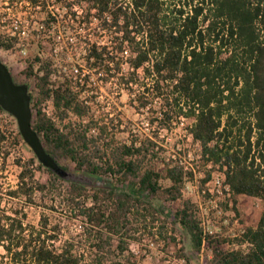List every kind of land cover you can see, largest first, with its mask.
<instances>
[{"label":"trees","instance_id":"16d2710c","mask_svg":"<svg viewBox=\"0 0 264 264\" xmlns=\"http://www.w3.org/2000/svg\"><path fill=\"white\" fill-rule=\"evenodd\" d=\"M72 3L83 7L88 29L97 21L108 39L61 38L55 55L36 38L38 48L24 57L21 73L33 80L32 128L46 153L63 169L72 166L102 185L66 181L36 156L17 161V184L5 194L12 203L0 204V264H136L131 244H141L144 232L163 233L155 223L166 220L155 201H179L169 214L193 248L205 240L213 264H264V0ZM20 41L0 36V48L20 52ZM123 58L129 69L119 74ZM72 63L101 72L105 81L116 78L133 91L137 109L159 100L162 128L176 118L190 120L188 132L211 165L202 183L217 169L232 208L238 195L261 201L256 225L235 237L237 247L226 246L219 233L203 235L195 203L182 195L191 170L171 158L158 167L160 145L149 135L115 140L95 115L93 90L88 101L82 98L89 73H72ZM48 100L54 117L43 110ZM11 136L16 144L25 142L18 129ZM6 140L0 128V150ZM42 170L44 180L36 176ZM27 205L43 207L37 225L27 221Z\"/></svg>","mask_w":264,"mask_h":264},{"label":"rangeland","instance_id":"374dc122","mask_svg":"<svg viewBox=\"0 0 264 264\" xmlns=\"http://www.w3.org/2000/svg\"><path fill=\"white\" fill-rule=\"evenodd\" d=\"M82 9L83 7H78L79 11ZM81 15L84 16V12ZM64 24L74 26L77 33L70 34L71 36L81 38L89 36L91 39L99 41L108 39L107 34L97 29V21H93L89 29L88 24H83V17L73 22H64ZM45 40L49 41L48 38ZM18 45L22 47L20 52L0 48V60L6 64L16 82L26 83L29 92H33V80L25 78L21 71L26 65L24 57L37 50L38 41L36 38L25 39V48L21 42ZM43 45H45L43 50L48 52L51 44L45 41ZM118 56L121 59L119 54ZM122 62L119 74L129 69L124 58ZM85 69L88 70V66H85ZM88 73L90 79L87 88L82 93V98L88 101V89L93 90L95 99L91 103L95 115L97 118L103 119V122L108 123L109 133L115 137L116 141L120 142L126 141L133 134L149 135L160 145L158 151L161 157L156 161L158 167L164 165L163 158L166 160L171 158L174 161L178 160L187 170H191L193 178L185 183L182 195L183 198L190 199L195 203L203 235L219 233L220 236L228 239L226 246L237 247L238 242L235 237H240L247 226L256 225L262 209L261 201L255 197L238 195L236 210L232 208L231 195L227 187L223 185L224 175L217 169L212 170L209 179L202 183L206 171L211 170V165L205 164L201 157L200 145L192 140L188 132L187 125L190 120L176 118L168 128H162L156 120V114L160 110L159 100H150V109H137L133 91L118 85L116 78L105 81L101 72L88 70ZM42 106L47 115L54 117L53 105L50 100ZM87 120L88 118L84 121ZM0 128L7 136V140L0 150V204L4 206L12 203L11 200L5 198V194L17 184L18 174L21 170L17 161L24 162L35 157V154L26 142L19 144L14 142L11 135L16 133L17 123L15 118L6 111L0 113ZM67 171L68 175L63 177L66 181H79L90 188L102 185L101 180L76 172L72 166ZM36 176L44 180L48 177V173L42 170L37 172ZM218 176L219 181L217 182ZM226 202L228 206L225 208L224 203ZM155 204L160 211L161 219L166 220V223H163L162 220L155 223V225L164 226L163 233L158 237L144 232L141 244H131V249L136 254V264H213L212 252L206 246L205 240L199 250L193 248L189 235L174 223V218L169 214V211H174L178 207L179 201H155ZM42 210L43 207L40 205L25 206L27 221L37 225Z\"/></svg>","mask_w":264,"mask_h":264},{"label":"built area","instance_id":"2783aa9c","mask_svg":"<svg viewBox=\"0 0 264 264\" xmlns=\"http://www.w3.org/2000/svg\"><path fill=\"white\" fill-rule=\"evenodd\" d=\"M73 0H0V36L5 38L17 37L24 46L25 39L48 38L53 39L54 44L49 51L55 55L59 52V41L61 38L73 40L75 36L70 34L77 33L74 29L65 25L64 22H73L83 17L78 10V5L72 3ZM72 3L71 10L68 11V3ZM73 12L75 14H73ZM83 24L84 21H83ZM70 35V36H69ZM66 36V37H65ZM43 40L41 45H45ZM25 48V46L23 47ZM24 50V49H22ZM79 64V63H77ZM68 70L74 74L81 73L84 76L88 73L85 66L71 64ZM79 67L82 68L79 71ZM81 81V79H79ZM88 85V84H87ZM219 176L217 177V182ZM227 187V186H226ZM228 189V187H227Z\"/></svg>","mask_w":264,"mask_h":264},{"label":"water","instance_id":"95a60500","mask_svg":"<svg viewBox=\"0 0 264 264\" xmlns=\"http://www.w3.org/2000/svg\"><path fill=\"white\" fill-rule=\"evenodd\" d=\"M30 102L28 85L16 82L6 64L0 60V106L15 118L21 136L38 161L58 176L66 177L68 171L46 153L39 136L32 128L33 115Z\"/></svg>","mask_w":264,"mask_h":264}]
</instances>
